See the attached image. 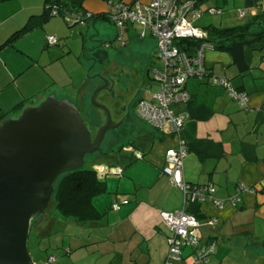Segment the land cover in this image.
<instances>
[{"label": "crops", "instance_id": "crops-1", "mask_svg": "<svg viewBox=\"0 0 264 264\" xmlns=\"http://www.w3.org/2000/svg\"><path fill=\"white\" fill-rule=\"evenodd\" d=\"M110 1L147 3L149 0H83L82 9L90 14H106ZM197 2L202 15L194 20L189 16L196 27L253 23L252 30H264V0ZM44 5L45 0H0V121L17 117L25 107L36 106L51 94L59 100L67 98L78 108L72 100L77 93L81 107L87 108L85 98L94 89L87 84L89 71L84 79L83 61L89 30H86L87 35L79 32L80 54H73L64 39L74 37V32L59 24L65 23L68 28L76 24L68 25L61 16L41 21L37 16L43 13ZM208 8H220L221 13L209 14ZM214 15H219L218 21ZM32 16V26L11 44H6ZM53 18L56 19L53 21ZM99 21L113 24L107 19L90 18L84 20V26ZM130 28L140 39L147 34H140V26L128 24L124 33L127 35L125 46ZM48 35L62 39V48L56 44L47 45ZM106 45L110 46V40ZM207 46L203 53L205 68L210 73L225 76L235 88L245 92L248 104L245 108L238 106L224 89L208 84L205 79L186 80L184 87L191 100L187 110L191 112L181 133L193 147L184 158L183 178L192 184H212L214 196L222 199L233 196L239 186L246 190L241 192V201L236 206L227 203L218 208L209 201L198 205L202 225L197 233L203 242L215 245L208 264H264V37L244 48L243 60L247 64L244 69L238 67L228 52ZM148 51L138 54L142 68L148 60ZM74 68L81 69L77 79L73 75ZM76 87L81 89L76 91ZM144 89L137 94L133 91L131 101H128L131 96L125 103L118 101L116 121L121 131L118 135H109L101 152L84 160L85 167L95 170L105 184V191L92 199L102 217L84 222V226L102 229L105 219L109 228L104 238L106 242L100 244L101 239L92 238V242L105 252L108 260L104 264H163L170 233L159 212L184 207L182 191L160 172L165 151L175 145L174 137L152 129L135 117L136 99L149 98L152 94ZM128 91L126 87L125 92ZM137 151L142 154L141 158L135 157ZM121 199L127 203L121 204L118 210H111V203ZM192 205H187L188 212ZM209 218H215L217 223L205 224ZM44 236L45 233L41 235ZM78 245L76 249L63 246V252L59 256L54 254L56 260L51 264H93L84 253L87 244L80 242ZM192 252V247H184L181 260L174 264H194ZM36 256L39 258L38 251Z\"/></svg>", "mask_w": 264, "mask_h": 264}, {"label": "built area", "instance_id": "built-area-1", "mask_svg": "<svg viewBox=\"0 0 264 264\" xmlns=\"http://www.w3.org/2000/svg\"><path fill=\"white\" fill-rule=\"evenodd\" d=\"M198 0H149L147 3L139 2H108V15L116 28V40L121 45L126 43L124 33L128 24H135L142 28L141 35L148 33L156 40V57L159 64L152 67V79L158 89L149 98H140L136 102V114L138 118L148 124L152 129L171 135L175 139V145L165 151L164 163L161 174L166 175L171 183L183 193L184 207L173 211H160L162 223L168 229L170 235L167 238L168 251L163 264H174L181 260L184 247H192L194 264H208L209 255L215 250L213 242H203L198 236L197 229L202 225L199 218L187 211L189 204H202L211 202L221 208L229 203L236 206L240 201V194L246 189L239 186L237 192L228 198L214 196L215 188L212 184H192L183 178L184 158L187 154L186 141L182 137V128L188 117L185 104L190 95L184 87L188 78H204L209 84L223 88L229 97L238 106L245 108L248 104V95L235 88L225 76L209 73L203 63L204 50L209 47L201 44L194 56H188L181 51L176 41L181 38H204L203 29L192 24L191 20L197 19L203 11L197 6ZM209 14L221 13L220 8H208ZM52 16H58V9L53 6L50 11ZM64 19L72 24H84V17L77 18L74 14L63 13ZM243 16L244 12L241 11ZM190 16V19H188ZM47 45H55L58 38L48 35ZM136 158L142 154L135 152ZM118 171L119 170H114ZM254 189H251L253 192ZM127 200L113 201L111 209L118 210L121 204ZM217 220L209 218L205 224L215 225ZM56 256L49 255L45 264H51ZM138 264V263H135Z\"/></svg>", "mask_w": 264, "mask_h": 264}, {"label": "water", "instance_id": "water-1", "mask_svg": "<svg viewBox=\"0 0 264 264\" xmlns=\"http://www.w3.org/2000/svg\"><path fill=\"white\" fill-rule=\"evenodd\" d=\"M100 81L90 98L105 123L93 138L75 105L54 94L0 121V264H35L28 250L30 224L49 206L57 178L82 167L86 155L101 152L105 133L118 127L96 101L115 81Z\"/></svg>", "mask_w": 264, "mask_h": 264}, {"label": "rangeland", "instance_id": "rangeland-1", "mask_svg": "<svg viewBox=\"0 0 264 264\" xmlns=\"http://www.w3.org/2000/svg\"><path fill=\"white\" fill-rule=\"evenodd\" d=\"M217 16L219 15H214L215 20L218 18ZM54 19L56 18H53V21ZM66 23L68 25H71L68 22ZM88 23L90 24L91 22ZM59 25L63 28L65 27L64 29L67 31L74 32V37L69 36L64 40L68 42L69 47L71 48V52L75 55H79V51L81 49V37H79V32L81 31L84 35L86 34V30H89L88 35L86 34L87 39L85 36L86 51L83 61L84 79L86 80V72L89 71V79L87 84L89 85V87L93 86L94 88L100 83L101 77L112 78L113 81H115V85L112 86L111 91L102 90L96 98V101L98 103L104 105L109 110L111 121L113 123L115 122V124H117V109L114 104H116L118 101H122L123 103H125L130 98V96L131 98L128 101H131V99L134 97V94H137L139 91L143 90V88H146L144 89V91H147V93H154L157 91V84L153 80H151L152 67L159 64V60L155 54L157 49L156 40L148 35V33L143 39H140L135 35L134 29L130 28L128 30V35L130 38L127 45H124V47L120 44L119 41L116 40V28L109 22L99 21L95 24H90L87 27H85L82 23H76V25L69 28L65 23ZM193 25H195V23H193ZM125 34V37H123L126 40L127 35ZM56 37L58 38L56 47L62 48L64 44L62 39H60L58 36ZM107 40H110V46H107L108 44L106 45ZM52 46H49V48H52ZM147 49H149L148 60L146 61V63H144L145 67L142 68L141 60L138 54H142V52ZM73 75L74 78L77 79L81 75V69L74 68ZM192 78L198 79L197 77ZM126 87H128L129 89L128 92H125ZM80 89L81 87L75 88L76 91H79ZM226 94L228 95L227 92ZM73 96L74 97L72 98V100L78 106L77 109L80 112L82 119H84V123L90 130L91 136L93 138L98 129L104 125L105 115L102 111L92 105L90 98L91 94L87 99L85 98L87 102V108L85 110L81 107L80 101L77 99V93H75ZM135 115V117L137 118L138 116L136 114V110ZM138 120L146 124L139 118ZM120 131L121 129L119 128V126L114 129L108 130L105 133V140L103 139L100 148L107 145L106 140L109 135H118ZM88 156L89 155H86L84 157L85 161H87ZM83 166L85 167L86 163H84ZM46 214H50L54 218V222L56 223L53 224L54 226H52V234L44 236L40 240L38 247L40 246V248L44 250L39 252V258H37L36 256L38 251L36 249V246L39 240L36 238V235L33 231L31 232L28 242L32 258L37 262V264H42V262L43 264H45L44 261L41 262L43 255H45L44 257L54 254H58L59 256V254L63 252V246L64 248L71 246L72 248L76 249L79 248L78 244L80 242H84V244H87L86 247L88 248L87 250H84V253H86V257L91 258V262L93 264L97 262L98 264H104L107 262L108 259H105V252H102V248L92 242V238L94 236L95 239L102 240L100 244H104L106 242L104 241V238L109 228H107V225L105 224V219L102 221V229L84 226L86 224L78 223L72 218L64 219L59 216L57 211L53 209L52 203L49 204V207L46 210ZM112 257H114L113 254Z\"/></svg>", "mask_w": 264, "mask_h": 264}, {"label": "trees", "instance_id": "trees-1", "mask_svg": "<svg viewBox=\"0 0 264 264\" xmlns=\"http://www.w3.org/2000/svg\"><path fill=\"white\" fill-rule=\"evenodd\" d=\"M82 1L83 0H45L43 13L37 17L40 18L41 21H45L48 18L53 17L50 11L53 6H56L59 13L58 16H61L62 18H64L63 13L65 12L74 14L77 18H82L86 14V12H84L82 9ZM33 17L34 16L30 18L29 23L25 27L14 32L7 40L6 44H11L15 38H17L24 31L28 30L32 26ZM90 18L93 20L107 19L111 21L107 13L91 14L89 17H84V20ZM252 25L253 23H245L233 27H218L214 25H208L202 28L206 33V37L200 39L181 38L176 41V44L178 45L179 49L185 52L188 56H194L201 44L210 45L213 49L228 52L238 67L240 69H244L247 68V64H245L243 60L244 48L252 45L254 42L264 37V30H252ZM208 72L210 73V71ZM138 99L135 101V106ZM190 101L191 100L189 98L188 102L184 106L188 113V117L190 116L191 111L187 110V105L190 103ZM199 142L201 143L202 141L199 140ZM192 147L193 146L191 143L189 144L186 142L187 153ZM104 191L105 184L97 177L96 171L82 166L78 169L65 172L57 178L50 204L52 203L53 209L57 211L59 216L64 219L72 218L78 223L92 222L99 220L103 215L94 207L92 199ZM198 205L199 204H193L192 210L189 211L194 213L197 217H199ZM46 210L44 213L35 217L30 224L29 237L33 231L36 235V238L39 240L36 246L38 252L44 250L41 249L40 246L38 247L40 240L43 238L41 235L44 233L46 236L51 235V226L56 223L50 214H46ZM28 250L30 252L29 246ZM47 257L48 255L43 258L44 263Z\"/></svg>", "mask_w": 264, "mask_h": 264}, {"label": "flooded vegetation", "instance_id": "flooded-vegetation-1", "mask_svg": "<svg viewBox=\"0 0 264 264\" xmlns=\"http://www.w3.org/2000/svg\"><path fill=\"white\" fill-rule=\"evenodd\" d=\"M116 104H119V102H117ZM119 106V105H118ZM83 121H84V119H83Z\"/></svg>", "mask_w": 264, "mask_h": 264}]
</instances>
